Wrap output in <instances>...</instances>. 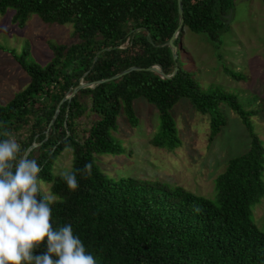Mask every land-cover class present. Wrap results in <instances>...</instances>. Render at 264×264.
Wrapping results in <instances>:
<instances>
[{
	"label": "trees",
	"instance_id": "trees-1",
	"mask_svg": "<svg viewBox=\"0 0 264 264\" xmlns=\"http://www.w3.org/2000/svg\"><path fill=\"white\" fill-rule=\"evenodd\" d=\"M233 1L182 0L184 25L175 46L181 47L185 29L218 43ZM8 10L14 12L12 22L18 27L32 15L44 23L73 27L71 43L51 46L52 57L45 65L28 61L26 51H12L29 83L0 105V139L10 132L23 154L40 144L27 158L40 165V182L53 197L54 228L70 223L97 264H264V230L253 219L255 206L264 198V146L250 121L256 111L242 109L233 95L201 89L181 68L179 57L178 73L171 80L157 73L131 72L81 90L60 105L81 81L108 79L130 67L160 65L166 75L172 74V53L162 45L178 26L176 0H0V15ZM224 71L239 80L238 74ZM138 98L157 108L160 126L150 143L167 151L181 144L169 111L183 98L196 112L209 116L211 143L226 124L221 104L239 117L248 148L228 159L214 180L213 198L133 178L113 181L98 168L95 155L122 151L112 135L119 112L137 126ZM87 112L96 120L78 134L76 122ZM65 151L72 157L69 171L76 172L75 191L54 172ZM87 163L93 165L91 175L83 172ZM45 251L42 246L35 254Z\"/></svg>",
	"mask_w": 264,
	"mask_h": 264
},
{
	"label": "rangeland",
	"instance_id": "rangeland-1",
	"mask_svg": "<svg viewBox=\"0 0 264 264\" xmlns=\"http://www.w3.org/2000/svg\"><path fill=\"white\" fill-rule=\"evenodd\" d=\"M231 18L218 43L205 34L184 30L178 57L204 91L233 95L242 109L258 114L250 121L264 146V2L234 0ZM14 12L0 15V105H5L24 89L29 78L12 56V51L28 53V61L45 65L52 57L51 46L71 43L72 24H48L32 15L23 27L12 22ZM238 74L227 76L224 69ZM138 124L132 127L121 110L112 135L122 147L118 155H95L98 168L111 180L133 178L180 187L188 192L214 197V180L229 158L248 148L249 138L239 117L225 104L219 112L226 124L214 142H209V116L201 115L181 99L169 111L175 121L181 144L172 151L154 147L150 140L159 131L158 110L144 98L134 102ZM96 115L88 113L76 122L78 134L86 130ZM70 151L63 152L54 165L60 174L71 168ZM264 178V177H263ZM44 194L47 186L41 184ZM49 195V194H48ZM257 227L264 230V198L253 210Z\"/></svg>",
	"mask_w": 264,
	"mask_h": 264
},
{
	"label": "clouds",
	"instance_id": "clouds-1",
	"mask_svg": "<svg viewBox=\"0 0 264 264\" xmlns=\"http://www.w3.org/2000/svg\"><path fill=\"white\" fill-rule=\"evenodd\" d=\"M0 139V264H97L96 258L73 232L52 223L53 197L42 194L41 167L28 159L21 145L5 131ZM92 163L83 172L91 175ZM81 171V170H77ZM70 191L78 189L76 172L62 171ZM42 254H35L40 247Z\"/></svg>",
	"mask_w": 264,
	"mask_h": 264
},
{
	"label": "water",
	"instance_id": "water-1",
	"mask_svg": "<svg viewBox=\"0 0 264 264\" xmlns=\"http://www.w3.org/2000/svg\"><path fill=\"white\" fill-rule=\"evenodd\" d=\"M177 3V14H178V26L177 29L175 30V32L173 33V35L171 36V38L162 45V47H167L169 48L170 52L172 53V57L175 63V68L172 72V74L170 75H166L163 72V69L160 65H153L150 66L148 68H137V67H130L125 69L124 71L108 78V79H102L93 83H87L84 81H81L75 88L71 89L69 91V93L61 100L60 105L63 104L64 102H70L72 100V98L81 90H86V89H94L96 86L103 84V83H108L111 81H115L118 80L128 74H130L131 72H152V73H157L162 79H167V80H171L173 79V77L178 73V64H177V59H178V48L175 46L174 42L177 40L179 34L182 32L183 30V25H184V17H183V4H182V0H176ZM231 13L232 10L230 9L229 13L225 16V20H226V24L229 23V20L231 18ZM59 113V109L56 110L55 115L53 116V119L51 120L50 124H49V128L53 125L54 121L56 120L57 116ZM66 133L67 135H69L68 130L66 129ZM46 136L48 135V130H46L45 132ZM40 144H32L27 151L25 152V156L27 157L29 155V153L37 148Z\"/></svg>",
	"mask_w": 264,
	"mask_h": 264
}]
</instances>
